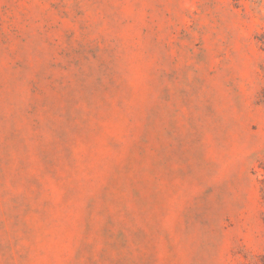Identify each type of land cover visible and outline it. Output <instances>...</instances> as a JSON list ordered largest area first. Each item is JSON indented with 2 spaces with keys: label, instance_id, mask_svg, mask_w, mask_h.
I'll use <instances>...</instances> for the list:
<instances>
[{
  "label": "rangeland",
  "instance_id": "374dc122",
  "mask_svg": "<svg viewBox=\"0 0 264 264\" xmlns=\"http://www.w3.org/2000/svg\"><path fill=\"white\" fill-rule=\"evenodd\" d=\"M0 264H264V0H0Z\"/></svg>",
  "mask_w": 264,
  "mask_h": 264
}]
</instances>
